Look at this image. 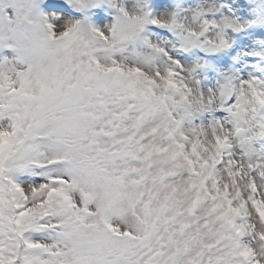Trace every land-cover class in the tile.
Instances as JSON below:
<instances>
[{
	"label": "snow or ice",
	"instance_id": "6c2138e0",
	"mask_svg": "<svg viewBox=\"0 0 264 264\" xmlns=\"http://www.w3.org/2000/svg\"><path fill=\"white\" fill-rule=\"evenodd\" d=\"M0 264H264V0H0Z\"/></svg>",
	"mask_w": 264,
	"mask_h": 264
}]
</instances>
